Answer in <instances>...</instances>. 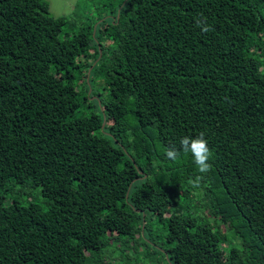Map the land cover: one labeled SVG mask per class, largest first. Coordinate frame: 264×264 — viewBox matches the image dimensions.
<instances>
[{"label":"trees","instance_id":"obj_1","mask_svg":"<svg viewBox=\"0 0 264 264\" xmlns=\"http://www.w3.org/2000/svg\"><path fill=\"white\" fill-rule=\"evenodd\" d=\"M108 14L69 35L46 1L0 0V264H108L119 247L125 264L144 248L264 264V0ZM200 133L212 167L195 187L191 154L165 149ZM12 183L48 208L20 205Z\"/></svg>","mask_w":264,"mask_h":264},{"label":"rangeland","instance_id":"obj_2","mask_svg":"<svg viewBox=\"0 0 264 264\" xmlns=\"http://www.w3.org/2000/svg\"><path fill=\"white\" fill-rule=\"evenodd\" d=\"M49 4V11L52 16L55 18H64L66 20V27L64 28L63 33H67L72 35L76 33L81 28L86 27L87 25L94 24L105 16H109L108 12L111 8L114 7L117 0H44ZM80 81V80H79ZM78 81V83H79ZM80 87V85H79ZM99 87L92 83V87L90 88V93H95L96 95L91 98L88 102L90 104V108L80 110V114L89 115L91 111L95 109V107L100 106L99 100L101 99L100 95L97 94ZM80 90V88H79ZM99 99V100H98ZM11 190V196L13 198H17V201L22 206H27L29 204L39 205L42 209H47L49 206L48 201L42 196L39 187H31L28 185H19V184H11L9 187ZM199 197H203V191L199 190L197 193ZM198 199V198H197ZM9 200L5 203L8 204ZM154 222V221H152ZM157 224L154 222L153 228H156ZM229 239L232 241V237ZM238 240H233V243H237ZM157 244V249L161 250L162 245ZM122 246V245H120ZM119 247V244H117ZM112 248H115L113 245ZM111 248V249H112ZM141 253H139V252ZM113 255L112 252L108 254L106 261L108 264H125L124 259H122L123 251L121 247L119 249H114ZM138 256V264H167L166 258L161 253L157 251H152L151 249L144 248L142 251L137 250L136 252L130 251L129 257L134 259L135 254ZM136 260V259H135ZM133 261V260H131ZM140 261V262H139ZM134 262V261H133Z\"/></svg>","mask_w":264,"mask_h":264},{"label":"clouds","instance_id":"obj_3","mask_svg":"<svg viewBox=\"0 0 264 264\" xmlns=\"http://www.w3.org/2000/svg\"><path fill=\"white\" fill-rule=\"evenodd\" d=\"M199 26V23H198ZM209 28H203V31H208ZM184 153H190L194 164L197 168V171L202 174L196 176L194 179L189 180V183L195 187H199V183L204 179V175L211 171V164L209 163V159L211 157V151L208 147V142L204 137V133H200L199 136L193 138L189 136H185L181 138L179 142V149L172 145L165 149V156L167 159L171 161L177 160L179 157L180 151Z\"/></svg>","mask_w":264,"mask_h":264}]
</instances>
